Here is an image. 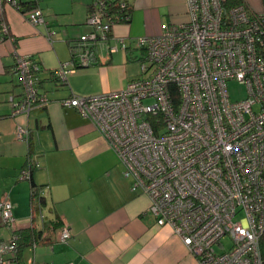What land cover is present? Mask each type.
I'll return each instance as SVG.
<instances>
[{
  "label": "built area",
  "instance_id": "1",
  "mask_svg": "<svg viewBox=\"0 0 264 264\" xmlns=\"http://www.w3.org/2000/svg\"><path fill=\"white\" fill-rule=\"evenodd\" d=\"M116 2L113 12L111 0H92L90 30L72 44L71 59L55 70L59 82L88 66L98 46L108 55L130 48L126 38L111 33L116 23L129 20L128 0ZM223 2L186 0L185 21L132 39L141 52L136 79L119 90L72 95L61 105L91 121L122 163L124 176L132 179L131 189L147 195L146 212L157 225L171 227L198 264H262L264 6L256 11L239 4L224 11ZM4 4L21 8L18 0H0V8ZM23 14L32 24L47 25L38 8ZM53 35L47 27L46 36ZM15 70L22 98L12 102V114L27 115L48 99L37 90L39 66L31 56L16 54ZM229 81L243 86L239 99L230 98ZM15 136L27 140L29 130L18 124ZM37 166L29 161L20 178L30 179ZM12 208L1 196L0 215L12 234L0 240V264L16 262L21 225ZM36 213L43 220L40 206ZM70 237L63 223L57 239Z\"/></svg>",
  "mask_w": 264,
  "mask_h": 264
},
{
  "label": "crops",
  "instance_id": "2",
  "mask_svg": "<svg viewBox=\"0 0 264 264\" xmlns=\"http://www.w3.org/2000/svg\"><path fill=\"white\" fill-rule=\"evenodd\" d=\"M21 8H0V197L6 195L21 225L42 230L33 249L26 246L19 263L27 264H198L168 225L159 226L147 211L149 199L131 189L132 179L106 139L76 108L61 101L72 95H94L119 90L139 75L130 74L132 39L157 35L167 24L187 18L186 0H129L128 21L116 23L112 35L124 37L127 50L107 53L98 46L88 66L79 67L65 83L55 70L71 59L70 48L87 24L92 0H18ZM260 10L264 0H244ZM38 8L47 25L32 24L24 8ZM6 27V32L2 27ZM47 27L54 31L46 36ZM16 54L29 55L38 64L37 90L47 99L29 114H12V102L22 98L15 70ZM138 58V57H137ZM20 124L29 130L27 140L17 139ZM36 162L31 178H20L27 163ZM43 200L31 195V184ZM35 209V210H34ZM63 223L71 237L57 239ZM12 234L0 215V240Z\"/></svg>",
  "mask_w": 264,
  "mask_h": 264
},
{
  "label": "trees",
  "instance_id": "3",
  "mask_svg": "<svg viewBox=\"0 0 264 264\" xmlns=\"http://www.w3.org/2000/svg\"><path fill=\"white\" fill-rule=\"evenodd\" d=\"M116 1H119V0H111L112 3L109 6V8H111L113 12H116V9L118 8L117 7L118 4L116 5L117 3ZM239 4L245 5L244 0H224L223 9L224 11H228L231 7H234ZM127 6L128 7L124 9V12L128 14L130 18L131 6H130L129 0H128ZM31 8L32 7L24 8V10L31 9ZM32 188H36L33 183L31 184V189ZM32 193H33L32 197L36 199L37 204L39 206H42L43 200L39 196L38 190L35 189V192L33 191ZM35 212H37V210ZM41 233H42V230L37 231L34 227L26 228L23 230L22 229L17 230L16 232V235H17L16 263L20 262L22 250L26 246L30 245L33 241H37L39 237L41 236ZM259 249H260L262 264H264V232H262V235L260 236V239H259Z\"/></svg>",
  "mask_w": 264,
  "mask_h": 264
},
{
  "label": "rangeland",
  "instance_id": "4",
  "mask_svg": "<svg viewBox=\"0 0 264 264\" xmlns=\"http://www.w3.org/2000/svg\"><path fill=\"white\" fill-rule=\"evenodd\" d=\"M130 58L136 61L128 62V71L130 74H137L139 73V59L141 58V52L139 50H132L129 54ZM138 57V58H137ZM227 88L229 91L230 98L232 100L239 99L242 95H244V88L243 86L239 85L235 81H229L227 83Z\"/></svg>",
  "mask_w": 264,
  "mask_h": 264
}]
</instances>
